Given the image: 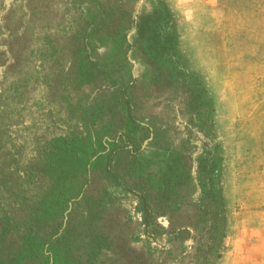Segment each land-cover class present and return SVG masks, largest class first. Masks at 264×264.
Returning <instances> with one entry per match:
<instances>
[{"label": "rangeland", "instance_id": "374dc122", "mask_svg": "<svg viewBox=\"0 0 264 264\" xmlns=\"http://www.w3.org/2000/svg\"><path fill=\"white\" fill-rule=\"evenodd\" d=\"M0 264H264V0H0Z\"/></svg>", "mask_w": 264, "mask_h": 264}, {"label": "trees", "instance_id": "16d2710c", "mask_svg": "<svg viewBox=\"0 0 264 264\" xmlns=\"http://www.w3.org/2000/svg\"><path fill=\"white\" fill-rule=\"evenodd\" d=\"M125 103L129 107L130 114H131V105H130L129 99L125 98ZM125 144H126L125 146H131L132 145V139H128Z\"/></svg>", "mask_w": 264, "mask_h": 264}]
</instances>
